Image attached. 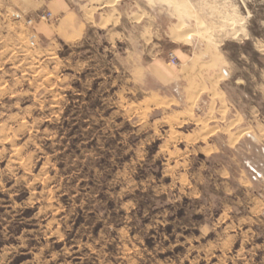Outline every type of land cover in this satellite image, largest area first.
<instances>
[{
  "label": "rangeland",
  "instance_id": "374dc122",
  "mask_svg": "<svg viewBox=\"0 0 264 264\" xmlns=\"http://www.w3.org/2000/svg\"><path fill=\"white\" fill-rule=\"evenodd\" d=\"M53 1L0 0V264H264V0Z\"/></svg>",
  "mask_w": 264,
  "mask_h": 264
},
{
  "label": "crops",
  "instance_id": "0c3cea01",
  "mask_svg": "<svg viewBox=\"0 0 264 264\" xmlns=\"http://www.w3.org/2000/svg\"><path fill=\"white\" fill-rule=\"evenodd\" d=\"M51 6L54 9V13L61 14L63 17L61 24V34L63 39L68 41L67 45L73 43L74 41H77L78 44L82 43V41L86 40L87 32L89 30L94 28H99V30H101L103 28L102 18L98 19L97 17L98 15H101V9L104 6L101 7L88 4L80 5L77 13L73 10L70 2H67L66 0H55L52 2ZM112 25L113 24L110 23L108 27H112ZM39 29H45L49 36H53L54 31L56 30V28L52 27H48L47 29L42 27ZM175 56L178 58L176 54ZM167 65L170 68L175 67L170 63L169 56ZM148 66L153 71V74L157 76L159 81H161V83L165 84L166 82L169 83L172 81V79L170 80L171 76L169 75V71L165 70V64H163L160 59L152 61ZM221 75L224 77H230V72L228 70H223ZM155 99L160 105L162 104L161 96L156 95ZM257 182H260V180H251V183Z\"/></svg>",
  "mask_w": 264,
  "mask_h": 264
},
{
  "label": "built area",
  "instance_id": "2783aa9c",
  "mask_svg": "<svg viewBox=\"0 0 264 264\" xmlns=\"http://www.w3.org/2000/svg\"><path fill=\"white\" fill-rule=\"evenodd\" d=\"M48 16H50V14H44V15L41 16V19L42 20H45V19H47ZM31 44H32V46H35V42L34 41H32ZM169 61H170V63L172 65H177L178 58L175 56V54L171 53L169 55ZM254 173H255V179H257L258 177H260V175L257 172H254Z\"/></svg>",
  "mask_w": 264,
  "mask_h": 264
}]
</instances>
